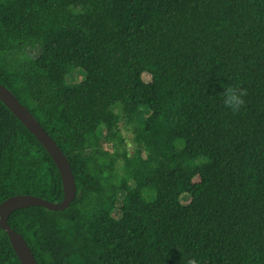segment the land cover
Wrapping results in <instances>:
<instances>
[{"label":"trees","instance_id":"trees-1","mask_svg":"<svg viewBox=\"0 0 264 264\" xmlns=\"http://www.w3.org/2000/svg\"><path fill=\"white\" fill-rule=\"evenodd\" d=\"M0 84L74 177L65 210L8 216L37 264H264V0H0ZM16 195L63 190L0 102V203ZM0 264H20L2 230Z\"/></svg>","mask_w":264,"mask_h":264},{"label":"water","instance_id":"water-1","mask_svg":"<svg viewBox=\"0 0 264 264\" xmlns=\"http://www.w3.org/2000/svg\"><path fill=\"white\" fill-rule=\"evenodd\" d=\"M0 102L22 123L45 149L60 175L63 199L59 203L47 202L41 198L29 195H16L0 203V230L5 232L20 264H37L23 237L15 232L7 223L8 216L17 210L42 207L51 211H62L69 207L76 196L74 177L70 164L62 151L57 147L50 136L41 128L30 112L17 98L0 84Z\"/></svg>","mask_w":264,"mask_h":264},{"label":"rangeland","instance_id":"rangeland-1","mask_svg":"<svg viewBox=\"0 0 264 264\" xmlns=\"http://www.w3.org/2000/svg\"><path fill=\"white\" fill-rule=\"evenodd\" d=\"M82 78H83L82 72H80L78 70H74V71L70 72L69 74H67V76H65V82L67 84L74 85V84L80 82V80ZM142 78L144 81H149V77L147 75H143ZM119 127H120L121 136L124 139L125 149L127 152L131 153L132 149H133L131 132L126 130L122 125H119ZM104 133H105L104 127L100 126L97 129V135L101 139V145L104 149L110 150V145L103 140ZM180 198H182L181 199L182 204H186L189 200V197L186 194H183L182 196H180ZM111 215L114 218H118L119 217L118 209H114L112 211Z\"/></svg>","mask_w":264,"mask_h":264},{"label":"clouds","instance_id":"clouds-1","mask_svg":"<svg viewBox=\"0 0 264 264\" xmlns=\"http://www.w3.org/2000/svg\"><path fill=\"white\" fill-rule=\"evenodd\" d=\"M220 95L221 105L232 112H239L246 106L247 90L233 85L223 87ZM185 264H198V261L192 258H185Z\"/></svg>","mask_w":264,"mask_h":264}]
</instances>
